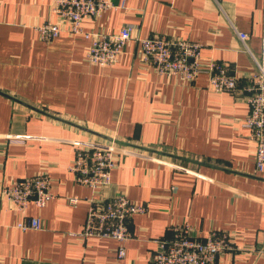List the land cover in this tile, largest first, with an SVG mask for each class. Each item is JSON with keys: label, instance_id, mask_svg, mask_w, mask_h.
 I'll return each mask as SVG.
<instances>
[{"label": "crops", "instance_id": "0c3cea01", "mask_svg": "<svg viewBox=\"0 0 264 264\" xmlns=\"http://www.w3.org/2000/svg\"><path fill=\"white\" fill-rule=\"evenodd\" d=\"M221 1L258 53L264 0ZM52 2L0 0V264H151L153 240L183 223L202 238L212 229L231 235L234 248L219 264H264V168L255 167L243 124L246 92H214L205 72L190 81L159 74L140 60L134 40L116 63H89L90 38L66 31L40 38V24L60 22ZM225 18L212 0H124L81 25L113 33L127 24L133 36L197 42L202 62L224 64L245 84L253 64ZM111 137L122 152L102 194L123 193L147 208L129 220L122 257L112 238L79 236L89 198L101 194L68 170L77 143ZM39 172L53 196L42 207L27 204L41 226L21 230L23 216L2 188Z\"/></svg>", "mask_w": 264, "mask_h": 264}, {"label": "built area", "instance_id": "2783aa9c", "mask_svg": "<svg viewBox=\"0 0 264 264\" xmlns=\"http://www.w3.org/2000/svg\"><path fill=\"white\" fill-rule=\"evenodd\" d=\"M212 1L236 32L253 64L245 84H240L239 76L229 73L224 64L215 60L202 62L201 44L197 42L168 38L165 35L133 36V28L127 24L113 33H92L82 28L83 18H96L107 9L123 7L124 0L119 4H115L114 0H53L50 11L60 22L46 20L37 29L40 38L47 42L62 31L90 38L85 58L92 64L108 66L116 63L125 44L134 40L140 60L151 65L159 74L175 75L190 81L205 72L208 86L214 92H246L244 101L248 105V113L243 124L253 144L255 167L260 171L264 168V39L258 53L251 51L247 42L248 34L233 26L225 15L221 0ZM120 152L121 147L117 146L112 137L106 142L82 141L76 144L74 157L68 164V170L73 173L78 184L97 189L101 194L89 198L79 236L83 239L101 237L116 240L118 257L124 255L123 243L131 236L129 220L133 214L147 210L144 205L134 203L123 193L111 196L102 194L111 183V169ZM2 193L23 216L15 224L17 228H40L39 218L27 216L25 210L29 202L42 207L53 196L51 180L47 174L39 172L24 177L3 187ZM77 199L76 196L69 197L67 202L74 204ZM170 229V236L153 240L156 246L150 257L151 264H219V254L234 248L231 235L224 230L212 229L202 238L188 223L176 224Z\"/></svg>", "mask_w": 264, "mask_h": 264}]
</instances>
